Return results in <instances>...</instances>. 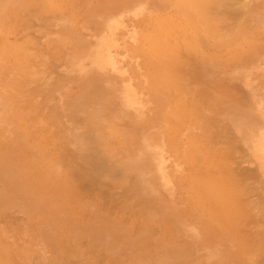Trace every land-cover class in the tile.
Wrapping results in <instances>:
<instances>
[{
    "label": "rangeland",
    "instance_id": "obj_1",
    "mask_svg": "<svg viewBox=\"0 0 264 264\" xmlns=\"http://www.w3.org/2000/svg\"><path fill=\"white\" fill-rule=\"evenodd\" d=\"M192 2L0 0V264L264 263V0Z\"/></svg>",
    "mask_w": 264,
    "mask_h": 264
},
{
    "label": "bare ground",
    "instance_id": "obj_2",
    "mask_svg": "<svg viewBox=\"0 0 264 264\" xmlns=\"http://www.w3.org/2000/svg\"><path fill=\"white\" fill-rule=\"evenodd\" d=\"M209 0H196L197 3L195 2H192V5L193 6H197L199 7L205 14H212L214 11L212 9V7H210V5L212 3H217L219 0H211L210 3L208 5L207 2ZM231 13V12H229ZM94 91L90 90L86 96L82 97L81 100H82V106L84 108H87V107H90V104H85L87 102V100H91L93 97H95L96 95L98 97H100V94H103V91L101 90V88L99 89H93ZM101 98V97H100ZM87 105V106H86ZM89 160L91 161V163H94L96 165V167L98 169L101 168V165L100 163H103V159H99V158H96V156L94 154H91V153H88V157ZM216 165V164H215ZM217 166V165H216ZM218 167V166H217ZM102 169V168H101ZM202 180L200 181V190H201V196L203 198H206L207 199V203L209 204V213L213 212L215 213V206L213 205V202H216L218 199H222L224 198V194L228 191V180L226 179H223L222 181L218 182L213 188H211L208 184H207V180H208V176L207 175H202L200 177ZM218 189V190H221L218 195L215 194V190ZM230 197L234 200V196L230 195ZM147 202V201H146ZM148 203V202H147ZM106 205V203H104ZM227 204V203H225ZM150 208V207H149ZM232 208V207H230ZM233 209V208H232ZM240 209V208H239ZM143 210H145V208L143 207ZM226 210V209H225ZM149 211V210H148ZM236 211L239 212V210H235V212H228V216L229 215H232V216H236ZM240 211H242V208L240 209ZM244 212V210H243ZM246 214V210L244 212V215ZM241 215V214H240ZM227 216V217H228ZM238 216V215H237ZM242 216H243V213H242ZM226 217V218H227ZM241 219V218H240ZM245 219L242 218L241 219V222ZM237 220V218L235 219V221ZM233 221V220H232ZM112 229H115V227H112ZM229 229V228H228ZM264 238V237H263ZM125 240H126V243L127 244H133V243H136V240L134 239V237L130 238V235H125ZM162 243H164V241H162ZM167 248H168V252H160L158 253L156 251V254H155V258L159 260V262H157V264H169L172 261H177V263H181L183 264V257H182V254H183V250L181 249H176V248H170L166 243H164ZM137 251H138V248H137ZM212 259H215L217 258V256H213L211 257ZM0 260H2L3 262H8V259L7 258H3L0 256ZM175 262V264H177ZM202 264V263H200ZM205 264V263H203ZM264 264V263H263Z\"/></svg>",
    "mask_w": 264,
    "mask_h": 264
}]
</instances>
